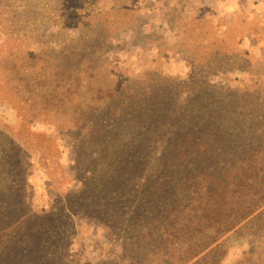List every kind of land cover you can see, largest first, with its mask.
<instances>
[{"label":"rangeland","instance_id":"obj_1","mask_svg":"<svg viewBox=\"0 0 264 264\" xmlns=\"http://www.w3.org/2000/svg\"><path fill=\"white\" fill-rule=\"evenodd\" d=\"M206 85L264 93V0H0V264L16 222L61 211L68 223L46 248L67 264H145L124 251L132 236L76 206L77 191L92 194L116 158L131 157L118 138L136 134L104 135L131 121L129 98L172 91L183 104ZM153 147L127 186L160 173L163 143ZM205 233L215 241L187 264H264V204L223 235ZM152 264L170 263L158 254Z\"/></svg>","mask_w":264,"mask_h":264},{"label":"trees","instance_id":"obj_2","mask_svg":"<svg viewBox=\"0 0 264 264\" xmlns=\"http://www.w3.org/2000/svg\"><path fill=\"white\" fill-rule=\"evenodd\" d=\"M186 95L184 103L178 104L180 96L172 91L161 95L150 91L121 105L131 121L111 122L104 135L136 134L125 144L118 138L131 157L111 158L116 160L105 171L108 176L93 184L92 194L85 185L77 191L76 206L81 211L99 218L106 215L107 225L113 224H105L110 230L132 236L133 244L127 243L124 251L130 250L134 261L139 253L148 260L142 263L152 264L161 254L170 264H187L215 241L205 231L223 235L264 204V93L206 85ZM155 139L163 143L162 164L154 170L160 173L140 178L135 187L127 186L124 179L146 166ZM136 187L142 189L138 207L134 202L130 205ZM178 219L186 222L181 229L176 228ZM27 222H16L21 226L13 229L17 235L11 239V253L2 256L1 264H67L65 255L46 248L60 242V226L64 229L68 223L65 212ZM189 230L201 238L191 240ZM152 235L164 241L162 249L152 242L147 248ZM170 237L175 240L167 247L164 238ZM170 248L177 253L175 258Z\"/></svg>","mask_w":264,"mask_h":264}]
</instances>
